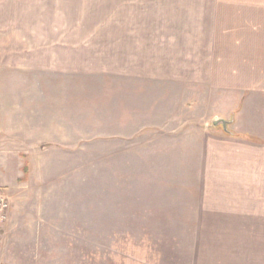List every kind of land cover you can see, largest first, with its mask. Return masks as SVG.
Returning <instances> with one entry per match:
<instances>
[{
  "label": "rangeland",
  "instance_id": "obj_1",
  "mask_svg": "<svg viewBox=\"0 0 264 264\" xmlns=\"http://www.w3.org/2000/svg\"><path fill=\"white\" fill-rule=\"evenodd\" d=\"M143 10L166 39L179 28L181 46L195 41L204 51L212 37L264 43V0H0V173L6 182L0 191L11 205L0 228V264H190L197 186L264 184V95H239V114L214 109L230 115L229 136L246 132L254 141H213L214 157L226 150L233 160L210 159L202 154V134L224 131L208 120L207 109L176 118L179 125L199 121L197 144L174 121L143 135L136 125L130 142L115 141L119 129L112 120L124 116L123 105H110L107 80L55 70L68 62L59 52L63 46L105 40L117 26L138 24ZM41 43L48 53L32 49L39 58L33 60L51 71L14 69L28 68L18 62L30 56L29 45ZM258 71L264 73V64ZM127 99L132 111L126 116L140 124L147 97L134 91ZM235 99L220 97L219 106Z\"/></svg>",
  "mask_w": 264,
  "mask_h": 264
},
{
  "label": "crops",
  "instance_id": "obj_2",
  "mask_svg": "<svg viewBox=\"0 0 264 264\" xmlns=\"http://www.w3.org/2000/svg\"><path fill=\"white\" fill-rule=\"evenodd\" d=\"M136 17H139L135 18L138 24L126 29L117 26L119 29L105 40H84L77 41L76 45L63 46L59 52L62 59H67L68 62L61 61L55 69L66 75L81 74L84 80H107V89L113 96L110 105L122 104L119 112L125 116L119 119L115 116L112 120L111 126L119 129L115 134V141L130 142L133 136L131 129L136 125H140V134L143 135L148 129L166 127L170 121L178 123L176 118H181L182 113L190 115L191 111H199L202 115V112L208 110L207 117L210 122L218 119L229 121L228 117L232 113L239 114L243 109L238 107L241 100L237 102L239 95H264V73L258 71L260 65L264 64L263 41L252 43L248 37L232 42L226 38L214 41L215 38L212 37L211 42H206L208 45L202 51L201 45L198 47L195 41L181 46L177 36L179 28L172 31L166 39L164 32L156 33L152 30L153 25L148 23V15L144 10ZM179 17L184 21L182 16ZM187 22L191 23V19ZM152 34H156V38L150 39ZM42 45L44 44L34 45L33 48L29 45V50L26 51L30 56L18 62L19 65L28 63V68L14 66V69L40 76L51 71L53 67L50 65L33 60L34 57L36 60L39 58L37 55L33 57L32 49L40 47L45 54L48 53V46ZM219 47L221 50L215 49ZM202 52L204 55L200 57ZM27 59L29 61L26 62ZM43 79H47L46 75ZM241 80L254 82L241 83ZM134 91L140 92L141 97H147V101L143 100V104H140V124H134L132 117L126 116L132 111V100L127 98L132 96ZM150 96L158 97L156 102H151L148 98ZM198 96L205 98L197 101ZM214 97H217L215 101ZM220 97H227L228 103L231 97L236 99L232 105L226 104L228 107L224 108L219 106ZM214 109H224L229 111L230 115L219 114ZM198 122L194 118L182 125L178 123V129L184 126L188 136L192 137V140L189 139L190 143L199 142L196 133ZM4 123L0 117V143L5 132ZM203 124L204 127L207 126V123ZM230 126L233 125L229 123L227 128L230 129ZM220 127L223 132L224 129ZM209 132L208 135L202 134L201 147L203 156L207 158L208 155L210 159L233 160L228 156L230 152L226 150H217L214 157L211 145L213 141L216 144H228L229 140L246 139L249 143L254 141L246 132L236 134L238 136L231 131L229 134L234 136H229L226 131L223 132L225 135L216 131ZM219 154L222 157L218 156ZM14 156L16 164L20 163L17 155ZM2 158L0 156V160ZM1 177L2 173L0 187L6 183ZM194 191L197 192L194 201L196 227L190 264H264V184L203 183ZM9 217L10 212L8 219Z\"/></svg>",
  "mask_w": 264,
  "mask_h": 264
},
{
  "label": "built area",
  "instance_id": "obj_3",
  "mask_svg": "<svg viewBox=\"0 0 264 264\" xmlns=\"http://www.w3.org/2000/svg\"><path fill=\"white\" fill-rule=\"evenodd\" d=\"M10 201L6 194L0 191V228L7 220L10 211Z\"/></svg>",
  "mask_w": 264,
  "mask_h": 264
},
{
  "label": "water",
  "instance_id": "obj_4",
  "mask_svg": "<svg viewBox=\"0 0 264 264\" xmlns=\"http://www.w3.org/2000/svg\"><path fill=\"white\" fill-rule=\"evenodd\" d=\"M212 124H213V126H217V125L221 124L223 129L226 130L227 123L225 120H222V119L214 120L212 122Z\"/></svg>",
  "mask_w": 264,
  "mask_h": 264
}]
</instances>
